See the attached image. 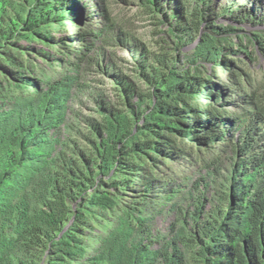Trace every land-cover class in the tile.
Instances as JSON below:
<instances>
[{
    "label": "trees",
    "instance_id": "1",
    "mask_svg": "<svg viewBox=\"0 0 264 264\" xmlns=\"http://www.w3.org/2000/svg\"><path fill=\"white\" fill-rule=\"evenodd\" d=\"M247 1L0 0V264H264Z\"/></svg>",
    "mask_w": 264,
    "mask_h": 264
},
{
    "label": "rangeland",
    "instance_id": "2",
    "mask_svg": "<svg viewBox=\"0 0 264 264\" xmlns=\"http://www.w3.org/2000/svg\"><path fill=\"white\" fill-rule=\"evenodd\" d=\"M163 1H165V0H163ZM216 1L217 0H213V2H216ZM219 1H220V4H221V3H224L223 1H225V0H219ZM257 1L264 2V0H249V1H247V3L244 6H251L252 4L256 3ZM86 4L88 5V1H86ZM83 8H82V14L85 13L84 11H86V9H83ZM87 8H88V6H87ZM91 14L94 15V12L91 11ZM127 14H128V16H131L132 12L131 11H127ZM93 18H96V16L94 15ZM224 18L225 17H223L222 20ZM137 24H143V22H141L140 20H138L137 21ZM50 34H51V37L55 38L56 40L63 37V34L60 31H56V30H51L50 31ZM50 52L52 54V58L57 59L59 57L55 51H52V49H50ZM262 65H264V62H263ZM145 90L147 91V89H145ZM189 106H191L190 103H189ZM174 148L180 153L178 155L179 159H182V156L181 155H183V154L186 155L187 157L189 156L188 155V148H187L186 143H184V142H177V143H175V147Z\"/></svg>",
    "mask_w": 264,
    "mask_h": 264
},
{
    "label": "clouds",
    "instance_id": "3",
    "mask_svg": "<svg viewBox=\"0 0 264 264\" xmlns=\"http://www.w3.org/2000/svg\"><path fill=\"white\" fill-rule=\"evenodd\" d=\"M52 51H54V49H52ZM175 143H177V142L176 141L173 142L174 147H175Z\"/></svg>",
    "mask_w": 264,
    "mask_h": 264
}]
</instances>
